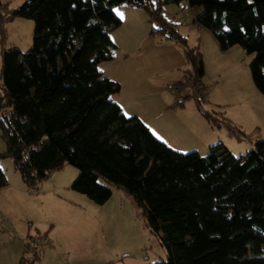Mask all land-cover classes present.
Wrapping results in <instances>:
<instances>
[{"label":"trees","instance_id":"1","mask_svg":"<svg viewBox=\"0 0 264 264\" xmlns=\"http://www.w3.org/2000/svg\"><path fill=\"white\" fill-rule=\"evenodd\" d=\"M182 1L25 0L9 9L0 0V26L15 18L34 24L28 51L1 53L0 160H12L28 189L70 165L78 170L70 190L96 205L114 188L122 190L165 251V260L155 264H264V141L238 157L220 143L206 156L179 153L138 117L122 113L111 99L120 85L98 68L117 51L109 30L121 24L113 8L125 3L159 25L152 34L176 43L198 83L202 54L165 15V7ZM187 6L202 9L195 22L221 51L239 46L254 54L250 74L264 94V0H187ZM221 123L235 134L229 120ZM7 184L0 168V189ZM36 237L42 239L28 240ZM38 261L37 253L19 264Z\"/></svg>","mask_w":264,"mask_h":264},{"label":"rangeland","instance_id":"2","mask_svg":"<svg viewBox=\"0 0 264 264\" xmlns=\"http://www.w3.org/2000/svg\"><path fill=\"white\" fill-rule=\"evenodd\" d=\"M24 1L1 0L2 3L7 4L9 9L20 6ZM121 7L114 8L113 12H117L126 18V15L121 12ZM175 7V5H171L168 9L173 11ZM196 9L201 8L186 7L177 12L181 16L174 20L182 24L179 26L180 34L186 39L188 46L197 48L204 57L205 76L199 80L204 90L199 93L194 91L193 69L187 60L189 72L184 74L185 78H180V83L169 81L168 83L174 85L173 90L167 89V84L164 86L166 93H173L178 90L180 92L181 97L171 105L170 109H178L183 106L185 109L169 114L159 113L161 118L174 122L182 117L188 118L186 124L180 125L178 128L174 127L178 132L169 141L172 145L169 147L185 154L194 152L209 143L212 145L220 143L227 152L235 157L245 155L254 148L257 141H264V94L254 85L249 68L254 59V54L247 53L239 46L229 51H221L214 35L203 26H197L192 19V15L197 13ZM182 12L184 13L182 14ZM176 16L178 17V15ZM152 26L149 27V31L151 28L152 30L159 28V25L155 22ZM2 29L5 34L4 42H1ZM33 31V22L24 18H15L12 21L4 22L0 26V78L2 50L15 48L21 52L28 51L33 43ZM173 45L186 59L182 50L176 44ZM199 46L201 50L198 49ZM216 51L223 54L218 55ZM0 91L2 90L0 89ZM198 94L203 99L199 103L196 101ZM157 110L161 112L163 108ZM144 112L152 117L156 116L148 107ZM203 112L215 118L218 121V126H213ZM122 113L125 116H130L126 110H123ZM222 119L230 121L235 131L234 135H231L227 126L221 123ZM180 132L183 134L185 132L186 135H182ZM178 146L180 151L177 150ZM209 148L208 151L200 155L206 156L209 153ZM4 150L5 144L1 138L0 129V152ZM0 168L11 182H14L13 175L16 181L20 182V175L15 170L10 158L1 159ZM77 175L78 170L70 165H64L60 170L55 171L53 177L42 184V189L39 186L40 191L43 190V193H45L49 190L48 187L58 183L59 189L54 193V196L46 195L43 200L38 197L31 199L30 208L24 205L25 203L20 202L19 211L13 215L2 213L5 216H0V231L9 230L15 235V232L22 230V227H24L22 222L30 215L25 214L26 211L37 215L44 213L55 222L60 219L61 222L73 223L75 227L78 226L79 228L84 225L87 216L93 214L98 222V228L93 229L91 236H88L89 233L86 229L84 233H81L80 229V232L76 234L75 227L73 234L62 233L60 235L62 240L61 249L68 250L63 254L65 261L74 264H96L98 261L91 257L92 253L99 254L101 262L115 260L118 257V262H121V264H155L165 260V251L160 246L157 238L146 229L142 221L141 211L137 214L140 222H133V206L124 197L125 194L122 190L114 188L110 199L103 208L93 206L94 209H89L86 205V201L89 200L83 195L70 190V185ZM35 189L30 190L34 191ZM43 193L41 195H44ZM34 214L32 216L37 217ZM10 226L12 230L9 229ZM36 235L38 233H32V236ZM1 242L4 241H0V261L5 259L8 251H5V249L14 245L13 242H8V246ZM73 246L77 247L76 251L73 250ZM37 252L39 253L38 250ZM25 254L26 252H24Z\"/></svg>","mask_w":264,"mask_h":264},{"label":"crops","instance_id":"3","mask_svg":"<svg viewBox=\"0 0 264 264\" xmlns=\"http://www.w3.org/2000/svg\"><path fill=\"white\" fill-rule=\"evenodd\" d=\"M119 7L122 8L121 12L126 15V18L115 11V15L120 19L121 24L118 28L109 30V36L112 42L116 45L117 51L112 60L99 64V71L104 77L117 82L120 85L119 92L111 96V99L118 104L120 109L122 111H128L130 116L138 117L156 138L159 140L161 139V142L171 147L172 145H170L169 141L174 137V134L178 132L174 127L178 128V126L186 124L185 122L188 118L182 117L175 122L166 121L161 118L159 113L169 114L170 112L185 109L184 106L178 109H170L172 107L171 105L181 97L180 92L178 90L177 92L166 93L164 86L167 84L166 88L169 89L168 87L172 86L168 83L169 81L180 83L179 79L185 78L184 74L189 72L187 69V59H184L179 51H177L175 45H173L176 43L173 40L167 38L165 35H160L158 33L152 34V28L149 31V27L152 26L153 23L150 22V19L144 10L125 3L119 4L114 8L117 9ZM186 7L188 6H176L173 11L168 9L170 6L165 7V15L167 19L177 25L176 30L179 34V26L182 24H180V22H175L174 19L180 18L181 14L179 15L177 12L182 11ZM196 10V15H192L194 22L195 18L201 13V9ZM183 13L184 12H182V14ZM176 15H178V17ZM195 24L200 26V24L196 22ZM198 49L201 50L200 46ZM216 54L222 55L223 53L216 51ZM203 76H205V72ZM198 83L202 86L201 91H203V85L201 82ZM172 87L174 89V85ZM193 89L196 91L194 85ZM158 104L159 106H157ZM147 107L150 108L156 116L152 117L149 114H145L144 110ZM158 108L159 110L163 108V112H158ZM181 134L186 135L185 132L184 134ZM211 145V143L206 144L205 146L198 148L196 151L202 155L205 151H208V148ZM177 150L180 151L179 146ZM54 173L55 172L50 175L48 180L53 177ZM6 179L8 182L7 186L0 189V216H5L2 213L13 215L19 211L18 208L20 202L25 203L24 205H27L28 208H30L31 199H36L38 197L43 200L46 195L52 197L59 189L57 183L56 185L48 187L49 190L43 193V190L40 191L39 186L41 187L42 184L47 181L45 180L39 183L34 191H31L23 184L21 178L20 182L16 181L14 175L12 176L14 182H11L8 177H6ZM42 193L44 195H41ZM124 197L130 202V205L133 206L131 200L126 195ZM86 205H88L89 209H94L93 206L103 208L105 204L96 205L89 200L86 201ZM132 209L134 210L133 222L139 223L138 212L134 206ZM25 214L30 215H28L24 219V222H22V225L24 226L22 227V230L15 232V235L9 230L0 231V241H4L1 243L6 244L7 246L8 242L14 243V245L5 249V251H8L5 255V259L1 260L0 264H19L24 255L27 241H29L28 237L32 236L33 232L38 233L36 236L42 237V244L38 249L39 261L37 264H74L70 261H65L63 254L68 250L64 251V249H61L62 240L60 238L62 233L73 234L75 227L74 224L67 223L66 221L61 222L60 219L55 222L44 213H41L40 215L32 213L37 217H33L28 211H26ZM87 217L84 225H81L80 228L78 226L75 227L76 234L77 232H80V229L81 233H84V230L86 229L89 233L88 236H91L93 229L98 228V222L94 218L95 216L90 214ZM9 229L12 230L11 226ZM72 248L74 251L77 249L75 246ZM91 257L98 261L96 264H121V262H118V257L115 258V260H104V262H101V259H99V254L92 253ZM139 261L141 262V260Z\"/></svg>","mask_w":264,"mask_h":264},{"label":"built area","instance_id":"4","mask_svg":"<svg viewBox=\"0 0 264 264\" xmlns=\"http://www.w3.org/2000/svg\"><path fill=\"white\" fill-rule=\"evenodd\" d=\"M185 6H187V0L182 1L179 4V7H185ZM194 87L197 92H201L202 86L199 83H196ZM168 88L173 89L172 86H169ZM196 101L198 103L203 101L202 97L199 94L196 96ZM41 242H42L41 238H38V237L32 240H29V242L27 243V251H26V254L24 255V259H27L30 261L34 260L36 257V254L38 253L37 250L39 246L41 245Z\"/></svg>","mask_w":264,"mask_h":264},{"label":"water","instance_id":"5","mask_svg":"<svg viewBox=\"0 0 264 264\" xmlns=\"http://www.w3.org/2000/svg\"><path fill=\"white\" fill-rule=\"evenodd\" d=\"M204 113V112H203ZM205 114V113H204Z\"/></svg>","mask_w":264,"mask_h":264}]
</instances>
